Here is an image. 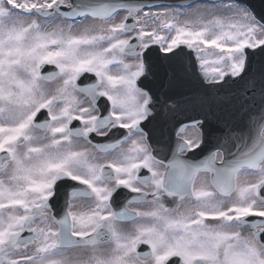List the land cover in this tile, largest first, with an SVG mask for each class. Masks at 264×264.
<instances>
[{
    "label": "snow or ice",
    "instance_id": "6c2138e0",
    "mask_svg": "<svg viewBox=\"0 0 264 264\" xmlns=\"http://www.w3.org/2000/svg\"><path fill=\"white\" fill-rule=\"evenodd\" d=\"M191 7L204 11L181 21L180 7L143 0H0V174L7 177L0 179V264H74L67 250L109 243V255L75 264H264V76L250 77L249 61L250 50L264 54V22L238 0ZM121 11L126 15L113 23ZM81 18L100 23L77 31L73 23H57ZM154 45L174 57L185 48L194 53L210 89L248 78L246 111L225 129L218 150L199 162L181 154L201 148L202 120L179 128L166 164L149 142L143 122L155 101L138 81ZM45 66L54 70L42 74ZM84 74L95 80L78 86ZM57 80L62 83L48 91L46 84ZM101 98L108 103L104 114ZM74 121L80 126L70 127ZM252 127L249 145L244 133ZM114 130L124 131L111 140ZM93 135L107 142L93 143ZM80 139L85 146L78 148ZM229 139L235 151L224 147ZM124 144L130 147L121 150ZM220 148L226 158L217 165ZM96 153L114 158L101 163ZM202 172L213 174L212 191L196 187ZM242 173L257 180L242 183ZM64 181L74 186L63 213L51 215ZM119 189L133 195L114 208ZM166 197L193 206L168 208ZM83 200L92 202L87 211L74 204ZM146 204V211L132 207ZM124 222L135 230L122 232ZM30 245L34 252L26 251ZM141 245L148 250L138 251Z\"/></svg>",
    "mask_w": 264,
    "mask_h": 264
},
{
    "label": "rangeland",
    "instance_id": "374dc122",
    "mask_svg": "<svg viewBox=\"0 0 264 264\" xmlns=\"http://www.w3.org/2000/svg\"><path fill=\"white\" fill-rule=\"evenodd\" d=\"M203 11H204L203 8H200V9H194V10H191V11H183V12H184V15L180 17V20H181V21H184V20H195V19L197 18V15H198L200 12H203ZM122 19H123V16H121V17L119 16L118 19H117L115 22H116V23H119ZM55 87H56V86H54L53 88H55ZM47 90H48V89H47ZM48 91H51V90H48ZM190 134H191V133H190ZM44 142H46V141H44ZM82 249H83V250H82L81 252L86 251V249H89V248H82ZM26 251H28L29 253L33 252V250H30V249H28V250H26ZM78 252H79V250L76 249V250H73L72 252L65 253V256L68 257V258H72V257H73L74 260L71 259V261H73L74 264H75V262H77V260H78V261H81L80 259L87 257V255L84 254V256H83L82 258L79 259V258L77 257V255L79 254ZM76 253H78V254L76 255ZM76 258H78V259H76ZM69 260H70V259H69Z\"/></svg>",
    "mask_w": 264,
    "mask_h": 264
},
{
    "label": "flooded vegetation",
    "instance_id": "af4514ba",
    "mask_svg": "<svg viewBox=\"0 0 264 264\" xmlns=\"http://www.w3.org/2000/svg\"><path fill=\"white\" fill-rule=\"evenodd\" d=\"M151 199V197H149V200ZM179 200L177 199H173V198H169L168 200H165V204L167 205V207H170L173 205L174 202H178ZM181 202V201H180ZM182 203V208L185 211L186 209H189L193 206V202L190 200H185Z\"/></svg>",
    "mask_w": 264,
    "mask_h": 264
},
{
    "label": "bare ground",
    "instance_id": "6f19581e",
    "mask_svg": "<svg viewBox=\"0 0 264 264\" xmlns=\"http://www.w3.org/2000/svg\"><path fill=\"white\" fill-rule=\"evenodd\" d=\"M194 9V8H193ZM217 14H219V13H217ZM206 19L207 18H210V14L209 15H206V17H205ZM111 252H109V253H107V251L106 252H104L103 254H101L100 256H107V255H109Z\"/></svg>",
    "mask_w": 264,
    "mask_h": 264
},
{
    "label": "water",
    "instance_id": "95a60500",
    "mask_svg": "<svg viewBox=\"0 0 264 264\" xmlns=\"http://www.w3.org/2000/svg\"><path fill=\"white\" fill-rule=\"evenodd\" d=\"M152 142H153V145H154V137H152Z\"/></svg>",
    "mask_w": 264,
    "mask_h": 264
}]
</instances>
